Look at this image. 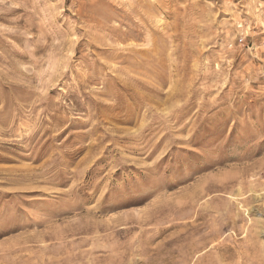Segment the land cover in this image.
Wrapping results in <instances>:
<instances>
[{"label":"rangeland","instance_id":"obj_1","mask_svg":"<svg viewBox=\"0 0 264 264\" xmlns=\"http://www.w3.org/2000/svg\"><path fill=\"white\" fill-rule=\"evenodd\" d=\"M0 264H264V0H0Z\"/></svg>","mask_w":264,"mask_h":264}]
</instances>
